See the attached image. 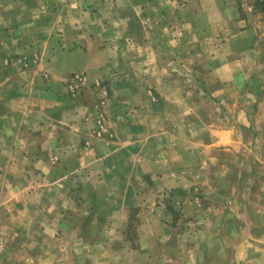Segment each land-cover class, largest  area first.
<instances>
[{
	"label": "crops",
	"instance_id": "crops-1",
	"mask_svg": "<svg viewBox=\"0 0 264 264\" xmlns=\"http://www.w3.org/2000/svg\"><path fill=\"white\" fill-rule=\"evenodd\" d=\"M200 12L0 0V264H264V97L235 96L264 78L247 70L251 31L202 38ZM123 47L144 71L129 85L160 97H112L129 120L85 147L74 109L91 102L75 107L63 77H110ZM186 67L214 97H181Z\"/></svg>",
	"mask_w": 264,
	"mask_h": 264
},
{
	"label": "rangeland",
	"instance_id": "rangeland-1",
	"mask_svg": "<svg viewBox=\"0 0 264 264\" xmlns=\"http://www.w3.org/2000/svg\"><path fill=\"white\" fill-rule=\"evenodd\" d=\"M30 1V0H28ZM201 4V12L199 16V28H201L202 38L206 33H209V27L213 34H217L219 40L232 32L241 30H250L252 38L249 45L252 48L251 57L247 58V62L253 63L247 65V70L253 71L258 69L261 79L264 78V0H218L221 7L216 11L210 9L208 4L204 5V0H195ZM186 3V2H185ZM187 4V3H186ZM81 7H77L80 9ZM209 21L214 24L209 26ZM235 23V24H233ZM80 25L75 22V26ZM216 28V30H214ZM210 31V32H211ZM107 43L111 42L106 38ZM188 41V39H187ZM197 44H191L189 47ZM111 46H114L111 45ZM127 46V45H126ZM125 46V47H126ZM123 47L122 53L119 55L123 67L112 65L108 70L110 77L103 78L98 76V70H85L73 72L63 77V96L67 97L71 103L77 107L79 102H84L88 97L90 104L83 107L75 108V115L79 116L83 121L88 123V129L85 134L87 140L84 141V146L88 147L95 141H113L118 138L120 133L118 122H127L129 111H124V114H119L117 106L111 101L112 97H160L151 87L145 86H130L127 79L130 73L140 75L143 70L137 69V66H130L128 50ZM196 56V55H193ZM190 57V61L193 60ZM132 63V62H131ZM190 65V64H189ZM190 69L187 67L183 70V75L186 78L185 96L181 97H214L207 91L203 85H199L189 80ZM103 78V79H102ZM260 80V79H259ZM128 81V82H127ZM142 81V80H140ZM239 95L236 97H264V81L255 85L240 86ZM176 91L170 92L173 93ZM232 91H227L226 88L221 89V96L231 95ZM173 95V94H171ZM130 106L126 104V107ZM122 110V109H121ZM122 112V111H121ZM132 114L135 112L130 110Z\"/></svg>",
	"mask_w": 264,
	"mask_h": 264
}]
</instances>
